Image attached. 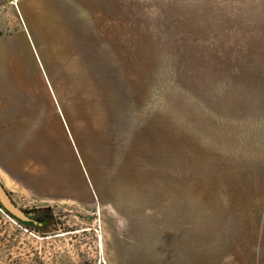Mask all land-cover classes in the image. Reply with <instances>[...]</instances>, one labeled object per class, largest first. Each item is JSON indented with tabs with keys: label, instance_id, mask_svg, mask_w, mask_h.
I'll return each mask as SVG.
<instances>
[{
	"label": "rangeland",
	"instance_id": "1",
	"mask_svg": "<svg viewBox=\"0 0 264 264\" xmlns=\"http://www.w3.org/2000/svg\"><path fill=\"white\" fill-rule=\"evenodd\" d=\"M83 5L73 73L25 106L32 128L66 118L84 191L16 185L54 224L42 235L0 210V264H264V0ZM93 123L94 152L77 138Z\"/></svg>",
	"mask_w": 264,
	"mask_h": 264
},
{
	"label": "crops",
	"instance_id": "2",
	"mask_svg": "<svg viewBox=\"0 0 264 264\" xmlns=\"http://www.w3.org/2000/svg\"><path fill=\"white\" fill-rule=\"evenodd\" d=\"M84 2L97 13L98 0H0V181L15 202L16 185L49 201L80 199L84 191L63 137L70 136L66 118H41L32 128L25 106L27 92L53 91L52 75L73 73L67 59L82 41Z\"/></svg>",
	"mask_w": 264,
	"mask_h": 264
},
{
	"label": "trees",
	"instance_id": "3",
	"mask_svg": "<svg viewBox=\"0 0 264 264\" xmlns=\"http://www.w3.org/2000/svg\"><path fill=\"white\" fill-rule=\"evenodd\" d=\"M0 208L7 213L1 205ZM25 210L27 212V216L29 217V221L27 222H22L12 215L10 216L17 220L20 224H23L25 227L31 228L42 235L47 233L49 231L48 229L54 224V217L50 207L31 208Z\"/></svg>",
	"mask_w": 264,
	"mask_h": 264
},
{
	"label": "water",
	"instance_id": "4",
	"mask_svg": "<svg viewBox=\"0 0 264 264\" xmlns=\"http://www.w3.org/2000/svg\"><path fill=\"white\" fill-rule=\"evenodd\" d=\"M0 205L3 207L5 211H7L9 215H12L16 219L22 222L29 221V217L27 216L26 210L23 207L19 206L12 199L11 195L4 188L1 181H0Z\"/></svg>",
	"mask_w": 264,
	"mask_h": 264
},
{
	"label": "bare ground",
	"instance_id": "5",
	"mask_svg": "<svg viewBox=\"0 0 264 264\" xmlns=\"http://www.w3.org/2000/svg\"><path fill=\"white\" fill-rule=\"evenodd\" d=\"M83 105L82 108H89V106L91 105V101L88 100V102H90V104L88 102H82V100L80 101ZM89 111V110H88ZM63 117V116H62ZM97 135H98V130H97V126H95V124L93 123L92 126H90V129L88 130V134L86 137L83 138V140L81 138H79V141L81 143V145H83L84 143L87 144L88 147L92 148V151L94 152L95 150V143L97 141ZM71 136V135H70ZM78 138V137H77ZM84 142V143H83ZM84 146V145H83ZM91 150V149H90ZM87 162L90 164V166H92V162L93 159L91 157H86ZM1 210V209H0ZM2 211V210H1ZM7 216V215H6ZM8 217V216H7ZM64 232H60L58 235H63Z\"/></svg>",
	"mask_w": 264,
	"mask_h": 264
},
{
	"label": "built area",
	"instance_id": "6",
	"mask_svg": "<svg viewBox=\"0 0 264 264\" xmlns=\"http://www.w3.org/2000/svg\"><path fill=\"white\" fill-rule=\"evenodd\" d=\"M3 211V210H2ZM7 216L10 218V216L7 214ZM11 219V218H10ZM11 220H13V219H11ZM14 221V220H13Z\"/></svg>",
	"mask_w": 264,
	"mask_h": 264
}]
</instances>
